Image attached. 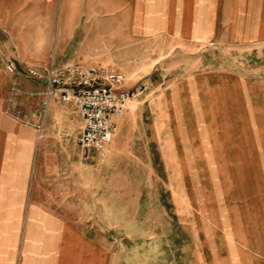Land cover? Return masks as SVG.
Masks as SVG:
<instances>
[{
	"label": "crops",
	"instance_id": "0c3cea01",
	"mask_svg": "<svg viewBox=\"0 0 264 264\" xmlns=\"http://www.w3.org/2000/svg\"><path fill=\"white\" fill-rule=\"evenodd\" d=\"M78 33L81 51L69 53ZM233 50L264 51V0H0V264H107L106 200L120 199L129 147L120 141L141 134L153 105L162 120L208 119L205 135L230 158L264 151V78L218 67L217 53ZM66 61L123 73L127 89L147 79L151 109L137 99L114 118L103 160H82V118L27 73ZM153 128L161 137L166 124ZM252 196L256 205L241 191L226 209L240 237L233 264H264V185Z\"/></svg>",
	"mask_w": 264,
	"mask_h": 264
},
{
	"label": "rangeland",
	"instance_id": "374dc122",
	"mask_svg": "<svg viewBox=\"0 0 264 264\" xmlns=\"http://www.w3.org/2000/svg\"><path fill=\"white\" fill-rule=\"evenodd\" d=\"M66 51L80 53L79 33ZM224 53H217L218 67L231 63L236 74L264 78V51ZM146 80L134 78L128 87ZM138 100L142 111L151 109L144 98ZM159 106L153 105L152 115L142 112L141 134L120 141L129 147L121 160L120 199L106 200L107 264H233L240 237L226 209L241 191L256 205L252 195L264 185V151L251 147L230 158L205 135L208 119L186 110L184 119L162 120ZM155 124H166L161 137L154 128L145 130Z\"/></svg>",
	"mask_w": 264,
	"mask_h": 264
},
{
	"label": "built area",
	"instance_id": "2783aa9c",
	"mask_svg": "<svg viewBox=\"0 0 264 264\" xmlns=\"http://www.w3.org/2000/svg\"><path fill=\"white\" fill-rule=\"evenodd\" d=\"M8 70L18 73L15 63H10ZM27 73L32 78L45 81V97L58 96L82 118L78 142L85 163L93 161L95 155L102 160L105 158L118 131L114 118H124L130 103L143 97L149 90L143 82L127 89V77L123 73L69 61L59 67H31ZM44 107L46 111L48 101ZM38 128L41 129L42 125L39 124Z\"/></svg>",
	"mask_w": 264,
	"mask_h": 264
}]
</instances>
